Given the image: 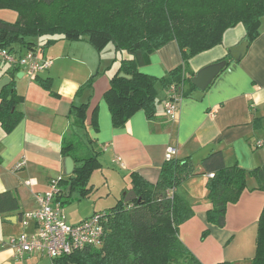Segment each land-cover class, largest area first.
I'll use <instances>...</instances> for the list:
<instances>
[{
  "label": "crops",
  "instance_id": "crops-1",
  "mask_svg": "<svg viewBox=\"0 0 264 264\" xmlns=\"http://www.w3.org/2000/svg\"><path fill=\"white\" fill-rule=\"evenodd\" d=\"M260 31L239 61L230 51L236 54L234 49L247 40L243 24L228 29L221 45L191 59L195 74L221 60L232 62L206 91L195 86L190 96H178L175 117H168L163 106L169 92L159 90L157 117L149 121L140 110L121 128L113 125L104 99L116 70L101 73V60L87 41L40 49L39 55L52 60L53 65L37 80L0 56V82L10 78L0 92L13 84L24 98L17 106L22 118L16 127L7 132L0 122V207L5 209L0 214V264H41L40 259L46 256L32 253L19 259L10 241L36 232L34 220H28L27 226L23 224L25 214L38 207L36 195L49 191L52 181L69 178L65 171V144H71L68 157L73 159L75 168L92 155L101 162L91 175L93 192L85 197L73 190L70 202L62 204L64 207L85 201L68 209L65 219L69 225H77L125 199L132 191L133 172L156 183L166 151L174 147L175 158L190 157L199 173L176 190L194 210V215L180 227L181 240L203 264H250L256 251L264 192L251 190L257 183L249 178L250 190L229 205L225 226H211L207 221L209 175L202 174L201 161L213 151H222L228 166L238 164L253 170L264 164V144L258 146L259 142L264 143V19ZM18 45H14L16 55L28 52L27 47ZM182 61L179 45L171 41L154 52L141 71L163 78ZM90 81L92 86L88 85ZM82 105H88L84 122L71 113L73 107ZM257 118L261 119L260 129L253 124ZM117 158L121 161L117 162ZM21 163L24 166L18 168ZM8 192L17 197L19 209H9L7 198H1ZM84 205L88 212L83 210ZM206 229L210 233L203 238Z\"/></svg>",
  "mask_w": 264,
  "mask_h": 264
},
{
  "label": "trees",
  "instance_id": "trees-1",
  "mask_svg": "<svg viewBox=\"0 0 264 264\" xmlns=\"http://www.w3.org/2000/svg\"><path fill=\"white\" fill-rule=\"evenodd\" d=\"M203 1L205 13L187 17L178 11L182 7L178 0H128L121 8L107 5L105 15L98 13L102 5H97L96 0H0V10L18 14L13 23L0 19V51L14 53V45L19 44L28 51L38 52L57 41L43 39L51 34L72 41H87L99 55L108 44H113L117 56L128 54L121 57L104 94L113 125L124 127L140 110L153 121L157 117L159 90L169 92L167 99L172 90L177 98L188 97L196 89L192 82L196 76L190 65L192 58L221 45L225 32L238 24L244 25L249 42L261 34L264 0H195L196 4ZM238 1L246 3L238 4ZM171 41L180 47L182 64L163 78L143 73L141 68L149 63L151 55ZM122 73L129 78L122 77ZM0 97V122L5 131L11 132L22 118L17 106L24 98L17 94L13 84L1 91ZM87 109L88 105L75 106L71 113L84 122ZM253 124L255 129L262 127L259 118ZM70 147L71 144H65V157L69 156ZM100 165L96 155L83 158L81 166L67 180H59L58 200H63L62 204L70 202L69 187L81 196H89L93 192L91 175ZM201 166L202 174L209 175L207 221L211 226H225L229 205L250 190L249 178L257 183L251 190L264 192V164L253 170L238 164L228 166L223 152L213 151L201 161ZM197 175L190 157L165 160L156 183L133 172L132 191L137 198L130 202L122 199L102 211L108 217L102 246L51 259L52 264H203L181 240L180 227L194 215V210L176 192L182 183ZM2 197L7 198L9 209L20 208L13 193ZM3 211L0 207V214ZM209 233L210 229H206L203 238ZM250 264H264V207Z\"/></svg>",
  "mask_w": 264,
  "mask_h": 264
},
{
  "label": "built area",
  "instance_id": "built-area-1",
  "mask_svg": "<svg viewBox=\"0 0 264 264\" xmlns=\"http://www.w3.org/2000/svg\"><path fill=\"white\" fill-rule=\"evenodd\" d=\"M0 56L4 62L22 69L24 74L32 80H36L42 72L48 71L53 65L52 60L42 58L35 51H28L25 55L18 56L4 49L0 51ZM170 95L172 98L165 99L163 106L168 117H175L177 98H174V90ZM258 145L261 146L262 142ZM175 154L176 149L169 147L165 160L174 158ZM116 161L120 162L121 159L117 158ZM23 166L24 163H21L18 168ZM59 180L52 181L50 190L46 193L37 194V209L25 214L23 224L27 226L28 220H34L37 224L36 232L33 235L24 233L11 239L10 243L17 250L19 259L32 253H41L54 259L77 250L102 246L105 238V224L108 221L106 213H94L77 225H69L65 220L62 203L58 200Z\"/></svg>",
  "mask_w": 264,
  "mask_h": 264
},
{
  "label": "rangeland",
  "instance_id": "rangeland-1",
  "mask_svg": "<svg viewBox=\"0 0 264 264\" xmlns=\"http://www.w3.org/2000/svg\"><path fill=\"white\" fill-rule=\"evenodd\" d=\"M96 1H97V5H102V7H101L102 9H100V6H99V9L97 10L98 13L100 15L101 14L105 15L104 11L106 10L107 5L113 6V7H116V8H121L124 4L127 3L128 0H96ZM178 3L182 5V7H180L178 9V11L180 13H182L183 15L187 16V17H193V16L197 15L198 13H205L204 8H206V6H205V2L204 1L202 3L197 2V4H196L195 0H178ZM237 3L238 4H242V3H246V1H238ZM194 4L196 5V8L193 7ZM198 6L200 7V9H199ZM211 9H213V7H211ZM202 11H204V12H202ZM0 19H3L5 21H7V22H12L13 23V22H15L18 19V16H17V14L14 11L0 10ZM43 39L44 40H49V39L50 40H52V39L57 40L55 42V45H53L51 47H47V48H50V49L61 47L64 42H69V43L72 42V40L64 39V38H62L59 35H52V34L51 35H47ZM24 52H25V50H24ZM38 52H40V51H38ZM96 52H97V50H96ZM96 54L98 55L99 61L101 60V73H104V72L105 73H113V71H115L117 69V67L119 66V62H120L121 57L122 58L123 57H128L127 53L118 54V56H117L116 50H115V47H114L113 44H108L103 49V51L101 52L100 55H99L98 52ZM84 202L85 201H78V202L72 203L70 205L64 206L63 207V213H64V216H66L65 218L68 217L67 216L68 209H70L74 204L77 205V204H82ZM83 210L88 212L89 208L84 205ZM40 260H42L41 264H52L51 258H48L46 256H44Z\"/></svg>",
  "mask_w": 264,
  "mask_h": 264
},
{
  "label": "water",
  "instance_id": "water-1",
  "mask_svg": "<svg viewBox=\"0 0 264 264\" xmlns=\"http://www.w3.org/2000/svg\"><path fill=\"white\" fill-rule=\"evenodd\" d=\"M249 46V41L244 40L238 47H236L234 50L236 51V54L234 51H230L231 56L236 60L239 61L244 55ZM229 60H221L219 62L210 64L203 69H201L196 76L192 79L193 84L200 89L201 91H206L214 82V80L225 70V68L228 66ZM122 77H127L125 74H120ZM10 82V78L7 76L3 78L0 82V90L7 86V84ZM65 171L67 176H71L75 169L74 161L71 157L65 158ZM72 188L69 187L67 191V197L70 198L71 196ZM137 198L134 191H131L127 194L125 201L130 202ZM140 201V200H139Z\"/></svg>",
  "mask_w": 264,
  "mask_h": 264
}]
</instances>
